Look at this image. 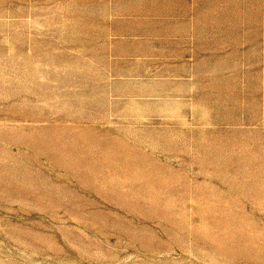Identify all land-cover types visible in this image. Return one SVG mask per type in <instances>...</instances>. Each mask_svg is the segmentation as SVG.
<instances>
[{
    "label": "rangeland",
    "instance_id": "1",
    "mask_svg": "<svg viewBox=\"0 0 264 264\" xmlns=\"http://www.w3.org/2000/svg\"><path fill=\"white\" fill-rule=\"evenodd\" d=\"M0 264H264V0H0Z\"/></svg>",
    "mask_w": 264,
    "mask_h": 264
}]
</instances>
